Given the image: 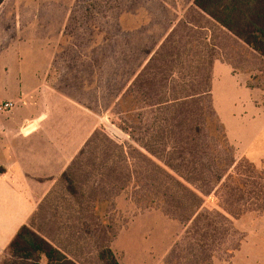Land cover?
I'll return each instance as SVG.
<instances>
[{
  "label": "rangeland",
  "instance_id": "rangeland-1",
  "mask_svg": "<svg viewBox=\"0 0 264 264\" xmlns=\"http://www.w3.org/2000/svg\"><path fill=\"white\" fill-rule=\"evenodd\" d=\"M193 1L6 0L0 8V100L8 98L5 91H94L99 129L119 143L131 142L132 125L170 120L172 132L178 133L174 126L183 120V142L175 136L173 143L154 146L156 156L171 153L170 160L158 157L155 163L146 154L140 156L139 207L135 182L133 191L130 184L126 193L103 192V223L82 225L93 232L83 251L87 256L80 260L84 264H105L98 256L102 249L112 250L120 264H264V198L252 201L256 205L245 211L243 202H238L240 197L249 198V188L243 191L244 160L262 174L264 184V58L235 37L221 48L231 60L225 64L233 74L229 67L211 72L212 64L196 66L198 58L192 56L184 64L156 60L154 96L145 89L143 70L149 57L161 56L162 46L166 49L175 39L184 46L186 36L198 38L187 24L199 18L191 13ZM212 53L215 61L219 52ZM166 77L171 79L169 96L164 95L169 91H161ZM135 82V91L142 92L136 96L132 92L121 103ZM195 91L209 93L185 102ZM166 99L172 100L171 105L160 107ZM148 104L157 107L155 113ZM18 105L14 110L22 102ZM195 107L203 108L195 111ZM223 134L229 151L222 146ZM218 151L235 157L234 166L232 159L213 160ZM187 154L194 156L188 166L181 161L189 158ZM164 162L171 171L167 169L166 187L156 190L152 204L148 172L155 169L158 180ZM185 169L197 170L195 177L204 185L202 209L196 208L194 193L179 186ZM228 184L236 187L235 203ZM70 187L76 191L73 183ZM231 215L237 216L235 236L227 222ZM217 227L220 235L215 233Z\"/></svg>",
  "mask_w": 264,
  "mask_h": 264
},
{
  "label": "crops",
  "instance_id": "crops-1",
  "mask_svg": "<svg viewBox=\"0 0 264 264\" xmlns=\"http://www.w3.org/2000/svg\"><path fill=\"white\" fill-rule=\"evenodd\" d=\"M191 13L199 17L195 19L198 24L187 21L188 28L196 30L195 34L198 38L192 40V34L186 36L188 41L184 46L179 39L173 40V44L167 46L166 49L162 44L161 56L152 55L149 57L148 65L143 70L147 75V85L144 87L148 96H154L151 86L155 82L156 70L152 65L156 60L162 64L166 62L184 64L186 63L184 60L190 59L189 57L192 56V58H198L194 62L196 66H200V63L201 65L212 64L211 72L218 67H229L225 63L231 62V60L224 55L221 48L224 41L236 40L235 36L197 8L192 7ZM180 37L182 38V36ZM213 49L219 52V57L215 61L211 60ZM175 52L179 53L176 57ZM176 61L177 63H175ZM233 71L234 69H230V73L233 74ZM44 75L46 76L47 73L44 72ZM169 80L171 81L168 77L161 80L163 81L161 86L163 90L161 88V91H169L164 94L165 96H169L171 93L170 85L167 83ZM135 90L136 82L123 97L121 103L132 92L135 96L142 92ZM5 92L8 93V98L0 100V104L14 102L19 106L18 104L22 102V107L13 109L14 111L0 113V167L5 170L0 174V263L18 231L27 226L70 260L77 264H84V261L80 260L87 256L83 251L93 232L85 231L82 225L88 222L103 223V211H101L103 209V192L112 190L117 193H126L132 186L131 190L135 189L137 193L136 206L139 207L140 171L138 161L140 156L146 154L148 159L151 158V161L154 160L155 163L156 159L165 160L168 156L170 160L171 153H168L167 157H165L166 152H163L162 156H156L154 146L158 142L173 143L172 138L175 136L179 138L180 143L183 142L181 139L183 120L174 126L179 129L178 133L172 132L173 126H171L170 120L163 119L156 123L153 119L141 127L140 123L138 127L132 125L129 130L130 135H128L131 142L119 143L104 130L99 129L101 123L97 122L96 118L94 91ZM171 101L166 99L160 107L166 108L171 105ZM147 107L150 112H156V106L152 107L148 104ZM199 108L201 110L203 107ZM199 108L195 107V111H198ZM21 113L27 114L23 115V118L17 119ZM217 123V126L224 128L222 123ZM200 126L196 125V129ZM141 129H143V134ZM223 137L225 138H223L222 146L225 151H229L225 134ZM157 138L162 139L157 140ZM184 142H187L186 139ZM223 148L219 147L220 150ZM130 149L132 150L131 154ZM194 154L198 156V152ZM188 157V159L181 158V161L187 166L190 165L188 161L194 160L192 154ZM84 158L87 159L86 163L83 162ZM234 158L230 153L227 155L218 151L217 158L213 160L232 159V166H234ZM101 161L103 163H100ZM252 165L247 160L243 161V191H248L249 188V198L243 196L242 200L240 197L238 202H243L244 211L246 208L256 205V203L252 204V201L260 202L259 200L264 198V184L261 183L262 174L257 172V169H254ZM125 166H129V168ZM162 167H160L162 176L159 173L158 175L161 177L158 180L155 169L151 173L148 172V176H151L152 179L146 187L152 200L148 198L152 204H155L156 190L166 187L167 176L170 174L167 169L171 171L165 162ZM181 170L179 169V171ZM185 170L186 172L183 174L185 178L179 177V186L183 191L194 193L193 198L197 201L196 208L202 209L205 195L204 185L195 177L197 170ZM64 175L69 177L76 191L68 190L66 180L63 179ZM134 182L135 188L133 189ZM221 183L222 179L220 182L216 180L217 186L211 191H215ZM224 187L226 188V186ZM235 188L229 184L226 188L230 192L229 197H232L231 203H235L233 200L237 195ZM150 192H154V194L151 196ZM260 192L263 193L261 196ZM194 217L193 215L192 219L186 221L192 222ZM228 218L227 222L232 225L230 235L235 236L233 224L237 216L231 215ZM215 229L218 230L215 233L220 235L219 227ZM82 240L84 242L80 245ZM42 263L45 264L44 260Z\"/></svg>",
  "mask_w": 264,
  "mask_h": 264
},
{
  "label": "trees",
  "instance_id": "trees-1",
  "mask_svg": "<svg viewBox=\"0 0 264 264\" xmlns=\"http://www.w3.org/2000/svg\"><path fill=\"white\" fill-rule=\"evenodd\" d=\"M4 1L0 0V7ZM193 7L264 58V0H194ZM195 92L184 101L191 102L194 97L209 93ZM223 138L225 137L222 135ZM4 172L0 167V174ZM63 179L71 185L66 175ZM70 185L69 189L73 192ZM98 256L105 264H120L110 249H102ZM43 260L45 264H77L29 227L24 226L10 243L0 264H43Z\"/></svg>",
  "mask_w": 264,
  "mask_h": 264
},
{
  "label": "built area",
  "instance_id": "built-area-1",
  "mask_svg": "<svg viewBox=\"0 0 264 264\" xmlns=\"http://www.w3.org/2000/svg\"><path fill=\"white\" fill-rule=\"evenodd\" d=\"M16 107L14 102H4L0 104V113L10 112Z\"/></svg>",
  "mask_w": 264,
  "mask_h": 264
}]
</instances>
